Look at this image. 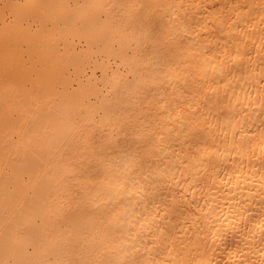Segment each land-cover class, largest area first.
I'll return each mask as SVG.
<instances>
[{
	"label": "bare ground",
	"instance_id": "obj_1",
	"mask_svg": "<svg viewBox=\"0 0 264 264\" xmlns=\"http://www.w3.org/2000/svg\"><path fill=\"white\" fill-rule=\"evenodd\" d=\"M0 264H264V0H0Z\"/></svg>",
	"mask_w": 264,
	"mask_h": 264
},
{
	"label": "rangeland",
	"instance_id": "obj_2",
	"mask_svg": "<svg viewBox=\"0 0 264 264\" xmlns=\"http://www.w3.org/2000/svg\"><path fill=\"white\" fill-rule=\"evenodd\" d=\"M134 23L135 26L140 30V33L143 36V46L141 48V52L142 55H144L145 57L147 55H150V53L152 51H154L155 49H160V46L162 44V35L160 33L159 30V17L157 16V13L154 10H150V11H144L143 9L140 10V12L136 13L135 18H134ZM122 116L119 117L118 119V124H117V128H116V132L115 134H109L108 130H101L100 129H96V127H93L91 130L88 131V133L84 134L86 135L84 141L79 142L77 145L80 147L75 148L78 149L77 153H75L74 156L76 157H72L73 162H71V168L76 169L77 167L82 166V164L80 163H76L78 160L80 159H84L86 157H93L94 154H96L99 151H108L111 148L114 147H126V146H137L136 142H135V138L133 136L132 133H134L135 131V125L133 124L134 122V114L135 111L134 110H122ZM121 111V112H122ZM111 135V136H110ZM70 157V158H71ZM71 158V159H72ZM76 158L77 161L75 160ZM76 167V168H75ZM70 181L68 184V191L70 190L69 193H74L73 196L68 195V197L70 198L72 196V198H68L69 199V204H72V199H73V204L72 206L69 208V210L67 211L68 216H75L78 212H80V210L78 211V199H81V194L83 193V189L80 190L81 187H79L78 183ZM75 185V187H74ZM77 185L79 188H77ZM72 187V189L70 188ZM76 189H79L76 191ZM72 190V192H71ZM76 191V192H75ZM80 194V198L79 196L77 197V195ZM77 194V195H76ZM78 198V199H76ZM77 203H76V200ZM71 202V203H70ZM76 203V204H74ZM75 205V206H74ZM74 206V207H73ZM73 207V208H72ZM67 208V207H66ZM77 208V210H76ZM79 214V213H78Z\"/></svg>",
	"mask_w": 264,
	"mask_h": 264
}]
</instances>
